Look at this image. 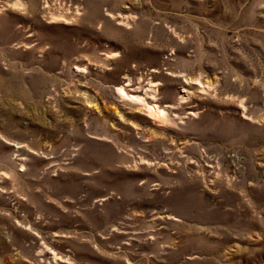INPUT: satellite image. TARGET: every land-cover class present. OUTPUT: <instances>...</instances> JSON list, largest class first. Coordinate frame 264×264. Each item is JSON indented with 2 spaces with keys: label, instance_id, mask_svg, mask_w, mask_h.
<instances>
[{
  "label": "rangeland",
  "instance_id": "rangeland-1",
  "mask_svg": "<svg viewBox=\"0 0 264 264\" xmlns=\"http://www.w3.org/2000/svg\"><path fill=\"white\" fill-rule=\"evenodd\" d=\"M0 264H264V0H0Z\"/></svg>",
  "mask_w": 264,
  "mask_h": 264
},
{
  "label": "bare ground",
  "instance_id": "bare-ground-1",
  "mask_svg": "<svg viewBox=\"0 0 264 264\" xmlns=\"http://www.w3.org/2000/svg\"><path fill=\"white\" fill-rule=\"evenodd\" d=\"M110 17L113 18L114 16L110 15ZM119 17H122V16L119 15ZM53 19H55L56 21H60L63 18L61 19L59 16H58V18L54 16ZM130 19L131 18L129 16H123L119 22V25L128 24V21ZM80 70H82V69H80ZM152 72L158 73L159 70L153 69ZM132 82L133 81L130 79V77H128L126 85H122V86L117 87L116 91H117L119 97L123 101H129L132 104H134L136 106V110L143 111L146 114V116L150 120H152L153 123H155V124H160V125L161 124H167L169 121H171L169 111L176 109L177 104L176 105L168 104L166 108H163L159 104L156 103V101L158 99V90L156 87L158 84L155 82L149 81L146 89L143 92V91H140L139 89H136L137 86L134 87ZM200 83L203 85V87L206 85L207 86L211 85V84H208L206 82L205 83L200 82ZM189 85L190 84L186 83V85L184 86L183 91H182V95H180V97H179V104L178 105L185 103L186 100H188V97L190 95L189 93H191L190 88L187 87ZM209 87H211V86H209ZM140 92H143V95L139 94ZM240 104H241V108L243 109L242 112L244 114V117L248 118L247 117V115H248L247 106L242 101ZM189 114L194 115L195 113L190 112ZM53 260L55 263H57V255L56 254H54Z\"/></svg>",
  "mask_w": 264,
  "mask_h": 264
}]
</instances>
